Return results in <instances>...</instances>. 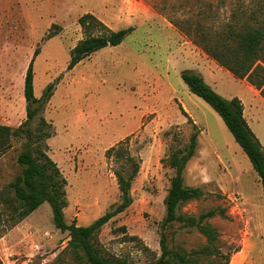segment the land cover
<instances>
[{"label": "rangeland", "instance_id": "obj_1", "mask_svg": "<svg viewBox=\"0 0 264 264\" xmlns=\"http://www.w3.org/2000/svg\"><path fill=\"white\" fill-rule=\"evenodd\" d=\"M89 12L114 30L135 29L69 70L71 50L83 38L78 19ZM249 26H264V0H0V124L18 127L27 119L25 77L40 48L35 96L54 87L31 127L39 134L40 117L46 118L50 137L40 143L67 179L66 221L89 225L120 202L116 172L129 173L133 165L111 147L126 149L140 164L132 205L96 237L106 253L130 264L160 256L165 198L175 175L170 157L198 131L184 177L205 194L179 212L225 209L209 219L221 233L220 253L205 252L206 238L179 222L167 225L169 245L189 251L197 264L224 263L226 257L228 264H264L261 178L220 114L182 78L193 71L225 98L239 97L264 146V96L209 53L225 43L235 46L231 31ZM26 141L25 135L13 138L0 156V192L20 172L17 159ZM68 240L45 202L15 225L3 219L0 258L4 264H53Z\"/></svg>", "mask_w": 264, "mask_h": 264}, {"label": "trees", "instance_id": "obj_2", "mask_svg": "<svg viewBox=\"0 0 264 264\" xmlns=\"http://www.w3.org/2000/svg\"><path fill=\"white\" fill-rule=\"evenodd\" d=\"M83 38L71 50L68 69L72 70L82 60L94 52L107 46H117L125 37L134 31V27L114 30L93 13H85L79 17ZM50 32L49 37L54 36ZM236 41L232 46L225 43L218 51H211L214 58L237 78H246L260 90L264 96V26H249L244 30L231 31ZM40 53L35 50L25 77L24 93L27 101V119L18 127L0 124V156L12 146V139L25 135V148L18 155L20 172L8 186L0 192V223L5 217L14 225L24 220L43 203L48 202L53 212L56 228L68 232V244L58 253L53 264H130L127 260L106 253L98 243L96 237L102 227L120 213L125 212L133 203L132 184L140 171L139 162L126 149L111 147L109 152L117 151L120 158H129L133 168L129 173L117 171L120 202L114 204L110 210L89 225H80L76 220L68 223L64 209L68 206L65 186L66 177L62 174L56 161L47 153L40 143L43 138L50 137L44 127L48 125L44 116L40 117L36 134L31 123L52 96L53 84L48 86L45 95L37 98L34 92V60ZM182 78L190 91L206 100L223 118L236 141L250 158L254 169L261 178L264 188V146L251 128L244 115V104L235 96L225 98L216 91L205 78L196 72L186 70ZM38 104V105H36ZM182 112H188L181 106ZM198 131L194 132L188 145L178 149L170 157V165L175 170L171 185L165 198L166 215L163 222L160 245L161 254L153 261L145 264H197L190 252L182 248L169 245L165 230L167 225L179 222L185 228H197L206 238L204 251L218 255L221 233L209 219L224 215L225 209L215 208L197 215H187L179 212L180 207L191 200L199 199L205 191L202 187L189 186L185 183V171L189 161L196 155L198 148ZM42 139V140H41ZM41 144V145H40ZM123 230L126 227H121ZM224 263L228 264L229 257ZM0 264H4L0 258Z\"/></svg>", "mask_w": 264, "mask_h": 264}, {"label": "crops", "instance_id": "obj_3", "mask_svg": "<svg viewBox=\"0 0 264 264\" xmlns=\"http://www.w3.org/2000/svg\"><path fill=\"white\" fill-rule=\"evenodd\" d=\"M203 76V75H202ZM204 77V76H203ZM250 124V123H249Z\"/></svg>", "mask_w": 264, "mask_h": 264}]
</instances>
